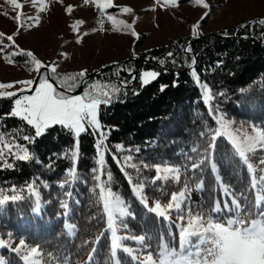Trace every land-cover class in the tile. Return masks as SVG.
Here are the masks:
<instances>
[{
	"label": "trees",
	"instance_id": "1",
	"mask_svg": "<svg viewBox=\"0 0 264 264\" xmlns=\"http://www.w3.org/2000/svg\"><path fill=\"white\" fill-rule=\"evenodd\" d=\"M215 34L224 38H178L114 69L122 85L99 107L101 132L86 127L76 153L70 129L36 135L3 103L0 264H160L181 239L207 250L218 247V227L264 226V19ZM151 69L157 78L142 86ZM236 125L259 127L263 142L241 155ZM165 166L178 178L161 177ZM106 190L126 207L112 225Z\"/></svg>",
	"mask_w": 264,
	"mask_h": 264
},
{
	"label": "rangeland",
	"instance_id": "2",
	"mask_svg": "<svg viewBox=\"0 0 264 264\" xmlns=\"http://www.w3.org/2000/svg\"><path fill=\"white\" fill-rule=\"evenodd\" d=\"M262 19L264 0H0V107L14 98L9 102V115L22 119L36 135L56 125L70 129L76 153L78 137L86 127L101 132L99 107L108 105L118 90L113 75L111 80L98 79L101 70L105 73L113 67L119 71L134 61L136 53L178 38L199 39L219 31H236ZM44 69L69 92L83 84L81 92L59 91L42 71L33 93L24 94ZM141 73L149 78L157 75L152 69ZM194 80L207 97L197 75ZM217 122L219 131L227 132L228 121ZM232 130L241 155L263 142L259 127L240 129L236 125ZM97 151L102 161L100 146ZM157 169L161 177L178 178L172 167ZM102 193L107 214H124L122 200L108 190ZM228 226L216 229L218 247L190 250L192 244L181 239L178 249L160 252V264H264V226L260 221L245 229L234 228L232 222ZM198 237L193 245L205 240L203 234Z\"/></svg>",
	"mask_w": 264,
	"mask_h": 264
},
{
	"label": "water",
	"instance_id": "3",
	"mask_svg": "<svg viewBox=\"0 0 264 264\" xmlns=\"http://www.w3.org/2000/svg\"><path fill=\"white\" fill-rule=\"evenodd\" d=\"M212 36H214V37H216V38H219V39L224 38L223 36H218V35H212ZM192 41H194V40H192ZM133 60L135 61V59H133ZM145 62H147V61H145ZM152 64H153L154 66H159V65H157L156 63H152ZM112 69H113L112 67H108V70L111 71V72H112ZM123 69H124V67H123ZM42 71H45V72H46L47 78L50 80V82H51L52 84H54V86H55L59 91L64 92V93H68V94H72V95H76V94H79V93L81 92V90H82V85H83V84H81V85L79 86V88H78L76 91H74V92H69V91H67V90H65V89H63V88H61L60 86H58V84H56V83L51 79V77H50L48 71L44 69V70H40V71L38 72V74H37V76H36V78H35V81H34V84H33L32 88H31V90H30L29 92H27V93H24V94H28V95H29V94H32V93H33V91H34L35 88H36V85H37V83H38V80H39V78H40V75H41ZM103 72H104V69L101 70L99 74H102ZM96 75H98V74H96ZM132 75H133V82H134L135 79H136V74H135V73H132ZM133 82H131V84H132ZM119 83H120V81H119ZM131 84H129V85L126 86V87H130ZM13 99H14V98H13ZM13 99H12V100H13ZM12 100H10V101H12Z\"/></svg>",
	"mask_w": 264,
	"mask_h": 264
},
{
	"label": "snow or ice",
	"instance_id": "4",
	"mask_svg": "<svg viewBox=\"0 0 264 264\" xmlns=\"http://www.w3.org/2000/svg\"><path fill=\"white\" fill-rule=\"evenodd\" d=\"M157 75H153V76H151V78H149V77L145 76L144 73H141V85L142 86L148 85L152 81V79H156L157 78ZM173 86H175V81L173 82ZM165 87H167V85H163L162 84L160 86L159 90L161 92H163V90H164ZM105 103H107V101Z\"/></svg>",
	"mask_w": 264,
	"mask_h": 264
}]
</instances>
